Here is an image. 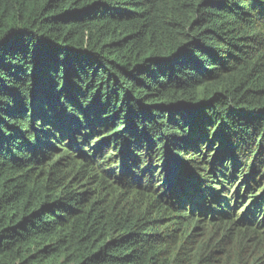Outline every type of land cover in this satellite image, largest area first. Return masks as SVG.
I'll return each mask as SVG.
<instances>
[{"label": "trees", "instance_id": "obj_1", "mask_svg": "<svg viewBox=\"0 0 264 264\" xmlns=\"http://www.w3.org/2000/svg\"><path fill=\"white\" fill-rule=\"evenodd\" d=\"M0 264H264V0H0Z\"/></svg>", "mask_w": 264, "mask_h": 264}, {"label": "rangeland", "instance_id": "obj_2", "mask_svg": "<svg viewBox=\"0 0 264 264\" xmlns=\"http://www.w3.org/2000/svg\"><path fill=\"white\" fill-rule=\"evenodd\" d=\"M227 169H228V168H227ZM234 185H235V184H234ZM225 187H226V190L224 191L225 193H223V194L220 193V194H219V192H218V193L216 192V196L219 197V198H220V197H224V198H222L223 200H224L225 197H226L227 200H229V203L232 202L230 205H234V203H233V202H234V199H233V200H230V198H232V196H233V191H232V190H234V189H233V188H234V187H233V184H232V186H231V185H225ZM219 188H220V187H219ZM219 198H218V199H219ZM245 202H246V201H245ZM245 202H244V204H245ZM204 206H205V208H206V204H204ZM240 208H241V207H238L237 210L239 211ZM238 211H237V212H238ZM242 214H243V212H242Z\"/></svg>", "mask_w": 264, "mask_h": 264}]
</instances>
